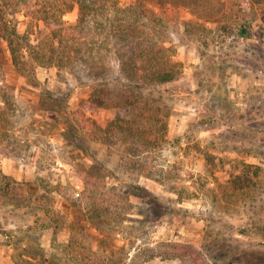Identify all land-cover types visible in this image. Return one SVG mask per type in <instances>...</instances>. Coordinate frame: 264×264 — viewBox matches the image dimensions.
<instances>
[{
  "label": "rangeland",
  "instance_id": "374dc122",
  "mask_svg": "<svg viewBox=\"0 0 264 264\" xmlns=\"http://www.w3.org/2000/svg\"><path fill=\"white\" fill-rule=\"evenodd\" d=\"M68 1L0 0L28 42L19 69L0 38V264H264V176L250 193L230 185L245 164L264 169V3L148 1L182 73L144 91L168 119L145 178L99 129L129 117V46L93 42L94 93L90 71L67 61L81 36L78 8L57 11ZM173 248L185 255L168 259Z\"/></svg>",
  "mask_w": 264,
  "mask_h": 264
},
{
  "label": "trees",
  "instance_id": "16d2710c",
  "mask_svg": "<svg viewBox=\"0 0 264 264\" xmlns=\"http://www.w3.org/2000/svg\"><path fill=\"white\" fill-rule=\"evenodd\" d=\"M148 1L153 0H130L128 3L119 0L110 6L107 5L108 0H69L66 7L65 4H61L57 10L69 12L76 7L79 10L74 28L79 30L78 34L81 36L71 38L75 43V49L67 55V61L71 65H84L90 71L92 82L96 84L93 87L94 93L95 91L103 93V90L97 88L98 78L103 73L99 68L103 66L98 65L99 56L93 50V42L115 37L129 46L127 55H124L125 58L119 60L121 74L118 78V84H123L122 78H127L129 82L123 84V92L119 93L120 101H122L120 106L127 107L130 112L129 117H116L108 120L103 128L99 125L97 127L105 133L101 136L102 141L110 140L117 144L116 141L119 140L124 145L123 160L126 166L137 170L145 178H151L155 171L151 170L148 154L160 145L159 142L164 141L168 131V119L166 116H157L153 113L157 109L154 99L145 96L144 91L155 85L173 82L182 73L181 63L175 60L171 50L159 41L163 22L159 17H153L148 11ZM172 1L185 2L184 0ZM252 2L264 3V0H252ZM4 5L6 6L5 3H0V9ZM150 26H156L158 30ZM91 32H95V36L90 35ZM0 33L2 35L0 38L7 44L12 63L16 68L21 69L20 66L26 65L28 56L26 37L17 30L12 21L2 15L0 16ZM102 33L107 36H101ZM238 33L247 39L249 35L247 26H242ZM56 35L59 36V34ZM53 52L59 59L64 58L65 53L58 51V48L55 49L52 41L50 55H53ZM46 56L45 52L35 50L34 58L37 59L35 63L44 64L43 59ZM50 59L47 65L53 63L54 59L52 57ZM102 82L103 80L101 84ZM262 175L264 176V169L261 166L245 164L240 173L232 174L230 185L235 191L250 193L260 185ZM184 255L180 249L173 248L171 255L167 258L179 260ZM121 261L122 259L118 260L117 264Z\"/></svg>",
  "mask_w": 264,
  "mask_h": 264
},
{
  "label": "built area",
  "instance_id": "2783aa9c",
  "mask_svg": "<svg viewBox=\"0 0 264 264\" xmlns=\"http://www.w3.org/2000/svg\"><path fill=\"white\" fill-rule=\"evenodd\" d=\"M78 195V194H77Z\"/></svg>",
  "mask_w": 264,
  "mask_h": 264
}]
</instances>
